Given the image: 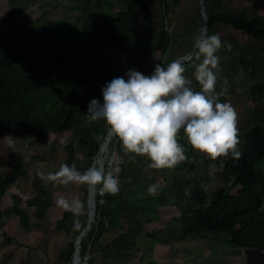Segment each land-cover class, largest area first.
I'll list each match as a JSON object with an SVG mask.
<instances>
[{
  "label": "trees",
  "instance_id": "1",
  "mask_svg": "<svg viewBox=\"0 0 264 264\" xmlns=\"http://www.w3.org/2000/svg\"><path fill=\"white\" fill-rule=\"evenodd\" d=\"M38 1L9 0L13 7L6 17L7 27L0 32V143L8 137L32 139L43 149L42 158L47 159L50 154L46 148L53 136L71 133L74 142L64 162L84 171L96 159L99 161L110 136L106 121L87 118L89 102L96 97L103 102L106 82L125 75L118 72L107 54L117 51L128 57L131 68L138 63L145 68L158 54L169 53L174 36L164 22L157 38L155 0H125V8L112 18L100 14L114 6L111 0H81L82 25L65 20L33 34V22L25 12ZM207 13L209 34L214 24L224 22L252 38H264V18ZM62 29L69 41L43 50L39 43ZM83 38H87V46L82 57ZM223 41L226 43L220 49L230 50L228 42ZM198 56L196 51L193 59L184 63L186 76ZM173 60L169 58L164 64ZM217 76L221 77V71ZM254 90L262 98L264 84L256 85ZM250 124L249 131L238 133L242 152L238 158L231 153L212 157L204 152L200 156L181 129L177 139L185 146L187 159L169 168L151 167L146 156L126 151L116 136L112 143L107 142L111 154L118 150L125 158L118 175L119 191L101 194L100 185L96 188V215L81 249L82 261L89 257L87 264H139L136 254L142 239L163 246L200 239L264 252V114L257 113ZM201 161L203 169L199 171ZM27 176L26 158L21 153L11 151L7 160L0 161V229L14 218L29 233L48 235L56 231L62 243L56 262L49 264H73L77 239L89 223V186L82 183L76 192L82 210H66L52 228L49 215L57 205L52 186L34 180V197L29 201L12 194ZM159 180L164 183L152 193L149 189ZM215 184L219 185L213 191ZM8 196L12 204L5 208ZM168 206H175L179 215L166 221V227L148 232L146 210ZM107 232H121L113 245L102 242ZM5 238L14 242L7 235Z\"/></svg>",
  "mask_w": 264,
  "mask_h": 264
},
{
  "label": "rangeland",
  "instance_id": "2",
  "mask_svg": "<svg viewBox=\"0 0 264 264\" xmlns=\"http://www.w3.org/2000/svg\"><path fill=\"white\" fill-rule=\"evenodd\" d=\"M124 1L111 0L114 6L101 10L100 14L108 18L116 16L119 10L125 8ZM136 1L143 2L145 0ZM80 2L81 0H39L36 6L25 12V15L33 22L31 32L35 34L46 27L57 26L65 20L82 25ZM204 6L206 16L202 12L201 0H155L153 15L157 30L156 36L159 38L161 27L166 22L174 36V44L167 55L158 54L147 67L144 68L141 63H138L135 68L150 75L156 63L164 64L169 58L180 59L184 63L191 61L196 52L193 47V38L201 28L207 25L208 11L212 15L231 12L250 19L264 18V0H204ZM12 7L9 0H0V32L7 27L6 17ZM166 15L168 16L167 20ZM140 29L142 30L143 26ZM212 33H219L222 40L231 44L230 50L219 49L220 62L217 72L221 71V77L217 76L216 88L220 90L225 78L227 79L229 95L220 97V99L231 101L238 113V129L245 133L251 129L250 120L257 113L264 114V90L262 98L258 97L254 90L256 85L264 84V38H252L224 22L214 24ZM69 39L66 30H55L50 38L41 41L39 45L43 50H46L52 45H60ZM86 46L87 38H83L82 57L85 54ZM190 52H193L192 56L190 57V54L184 58ZM107 57L121 74L126 75L128 69L131 68L128 57L117 51H110ZM202 59V55H199L192 61L193 70L188 77L192 81L191 87L193 88L201 89L194 73ZM114 138L115 136H112L108 142L112 143ZM185 138L187 139L186 135ZM73 142L74 137L71 133H57L53 136L50 146L46 148L50 154L47 159L42 158L43 149L32 139L23 141L8 137L5 142L0 143V161L7 160L11 151H17L26 158L28 176L13 188L12 194L20 195L25 201H29L34 197L33 181L36 179L47 182L55 189L57 205L49 215L52 228L56 227L57 222L63 218L67 210L58 204V200L61 197L69 201L77 198L76 192L82 185L76 181L64 184L46 179L49 172L58 171L61 165L65 164L67 149L73 145ZM195 150L200 156H202L201 153H204ZM103 157V160L97 161L96 159L95 164L118 176L125 158L118 150L111 154V144L104 146ZM51 158L57 159L52 160ZM147 162L150 163L148 158ZM201 163L203 161L199 164V171L203 169ZM164 168L169 167L165 166ZM160 183L164 182L159 180L155 186L153 185L152 193H155ZM218 185L213 186V191ZM11 204V196L6 197L4 207L8 208ZM178 215L179 210L175 206L148 208L145 212L146 230L151 232L164 228L166 221H170ZM55 232L51 230L48 235L42 232L29 233L20 228L18 220L10 219L5 229H0V264H49L56 262L62 237ZM5 234L14 239V242H8ZM120 234L121 232H107L102 242L105 245H113ZM41 246L46 247V250L40 248ZM88 259L89 257L85 261L80 259L79 264H87ZM136 259L139 264H264V252L239 249L228 244H216L200 239H189L185 243L179 242L166 246L142 239L139 242Z\"/></svg>",
  "mask_w": 264,
  "mask_h": 264
},
{
  "label": "clouds",
  "instance_id": "3",
  "mask_svg": "<svg viewBox=\"0 0 264 264\" xmlns=\"http://www.w3.org/2000/svg\"><path fill=\"white\" fill-rule=\"evenodd\" d=\"M193 39L197 55L203 57L194 73L202 90L191 87L184 62L176 59L166 65L156 63L150 75L135 67L128 69L126 75L106 82L103 102L96 97L88 105L90 121H106L109 135L118 137L126 151L146 156L151 167H171L187 159L185 146L177 139L181 129L195 149L212 157L242 155L238 113L230 100L220 99L229 95L227 79L220 90L216 88L217 53L226 42L219 33L209 34L206 26ZM46 179L64 184L76 181L90 188L100 185L101 193L119 191V177L95 162L84 171L65 163ZM58 204L76 213L83 207L79 198L69 201L61 197Z\"/></svg>",
  "mask_w": 264,
  "mask_h": 264
},
{
  "label": "water",
  "instance_id": "4",
  "mask_svg": "<svg viewBox=\"0 0 264 264\" xmlns=\"http://www.w3.org/2000/svg\"><path fill=\"white\" fill-rule=\"evenodd\" d=\"M201 4H202V12L204 13V15L206 16V13H205V6H204V0H201ZM208 23V21H207ZM206 28H207V31H208V26L206 25ZM209 32V31H208ZM195 51H197L195 49ZM191 54V55H190ZM193 52H190L188 53L186 56H184V58H187L189 55L190 57L192 56ZM189 57V58H190ZM97 191V190H96ZM96 191L92 192V187L90 188L89 187V198H88V205H89V223L88 225L85 227V229L83 230V232L81 233V235L78 237L77 241L81 238V237H85L87 236V232H88V229H91L92 227V222L94 221L95 219V215H96V208H97V204H96ZM93 203L94 205V218L92 219V215H91V211H90V203ZM75 255V254H74Z\"/></svg>",
  "mask_w": 264,
  "mask_h": 264
},
{
  "label": "bare ground",
  "instance_id": "5",
  "mask_svg": "<svg viewBox=\"0 0 264 264\" xmlns=\"http://www.w3.org/2000/svg\"><path fill=\"white\" fill-rule=\"evenodd\" d=\"M112 137V135L109 136L108 140ZM108 140L103 144V151H104V146L107 144ZM103 155H101V158L99 160H103ZM96 188L97 186L95 187H92V192L96 191ZM90 211H91V215H92V219L94 218V205L93 203L91 202L90 203ZM90 229H88V232H89ZM87 232V234H88ZM85 241V237H81L78 242H77V249H76V252H75V255H74V261H73V264H79L80 262V259H81V249H82V246H83V243Z\"/></svg>",
  "mask_w": 264,
  "mask_h": 264
},
{
  "label": "built area",
  "instance_id": "6",
  "mask_svg": "<svg viewBox=\"0 0 264 264\" xmlns=\"http://www.w3.org/2000/svg\"><path fill=\"white\" fill-rule=\"evenodd\" d=\"M101 194H104V193H101Z\"/></svg>",
  "mask_w": 264,
  "mask_h": 264
}]
</instances>
